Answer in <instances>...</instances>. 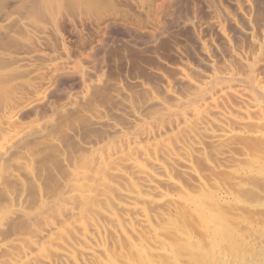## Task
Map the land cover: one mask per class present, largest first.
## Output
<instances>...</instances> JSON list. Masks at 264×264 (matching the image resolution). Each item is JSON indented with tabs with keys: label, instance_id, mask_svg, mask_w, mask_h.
Returning a JSON list of instances; mask_svg holds the SVG:
<instances>
[{
	"label": "rangeland",
	"instance_id": "1",
	"mask_svg": "<svg viewBox=\"0 0 264 264\" xmlns=\"http://www.w3.org/2000/svg\"><path fill=\"white\" fill-rule=\"evenodd\" d=\"M247 1L260 4L259 0H104L102 4L91 1L86 8L77 2L74 10L78 12H74L72 7L77 4L70 7L64 1L61 7L65 8L58 6V11L68 9L67 13L54 12L60 16L52 14V19L57 18L54 21L49 10L48 16L43 8L37 14L31 11L33 4L38 5L35 0H0V152H5L0 155V210H12L21 193H25L26 207L38 210L41 197L55 190L64 171L85 165L80 155L62 170L57 163L73 146L68 134L79 128L83 137L90 117L114 103L115 89L110 88V82H120L129 94L137 95L138 87L132 84L136 78L165 99L162 87L177 89L180 75L171 71L172 66L191 75L190 66L196 58L189 55L187 46L194 40L193 31L207 48H213L222 39L219 26L232 34L234 21L240 22L242 13L250 12ZM88 71L90 75L83 78ZM157 73L166 76L163 81L155 77ZM142 96L146 99L149 93ZM248 129L233 139L231 162L220 163L212 144L206 143L199 153L206 151L207 157L195 155L192 177L180 166L171 169L176 184L165 177L157 184L165 195L150 194L154 200L144 205L147 217L113 204L114 221L93 213V207L101 204L98 200L86 202V212L95 220L88 224L87 235L93 239L87 244L71 238L74 232L70 227L78 217L65 218L61 200L62 207L51 206L44 217L30 224L17 217L3 223L0 264L19 257L17 264H43L40 258H49L47 264H64L71 259L68 255L79 258L81 247L89 250V256L83 261L76 257L77 264H142V257L147 264H215L218 258L229 261L248 255L260 246L264 234V129ZM57 143L62 150L55 152ZM111 195L118 203L127 204L117 193ZM72 202L81 209L75 197ZM212 210L228 224L227 237L221 235L224 239L213 234L220 225L217 221L207 224L202 220ZM45 218L56 222V228L31 249L24 238L31 237L35 228H43ZM63 232L65 239L69 233L74 248L56 246Z\"/></svg>",
	"mask_w": 264,
	"mask_h": 264
},
{
	"label": "bare ground",
	"instance_id": "2",
	"mask_svg": "<svg viewBox=\"0 0 264 264\" xmlns=\"http://www.w3.org/2000/svg\"><path fill=\"white\" fill-rule=\"evenodd\" d=\"M31 1L33 2L34 0ZM57 1V5H55L56 0H35L38 5L33 4L37 7L32 5L31 11L37 14L36 12L40 11L39 8H43L45 10H41L46 11L44 15L48 16L47 12L49 10L51 14L49 17L52 19V14L54 12L56 14V11L57 14H62L64 11L67 13L66 10L68 9L62 12H60L61 10L58 11V6H60L59 9L65 8V5L61 7L64 1L70 7L77 4V2H79L78 4L83 3L85 4L83 8H86L87 3L89 4L91 1L95 3L104 2V0ZM247 2L250 12L242 13L243 19L240 22L234 21L232 34L226 33L218 25L222 39L213 48H207L204 41L197 33L194 34L195 32L193 31L194 40L192 39V43L187 47L189 55L191 54L196 58L195 64L190 66L191 75L193 73L196 77L187 74V71L181 68H174L177 65L172 66V68L170 66L171 71H179L180 73H177L180 75H177V89L169 86L162 87L166 93L165 99L160 98L157 93L155 94L153 89L148 86L149 84L144 81L134 80L136 78L132 79V84L138 87L140 95L139 93L137 95L129 94V91L126 90L127 88H124L120 82H110V88L115 89L114 103L106 104L100 110L98 116L90 117L88 125H86L87 131L83 137H80L79 128L73 129L68 134V138L71 141L73 140V146L67 153L59 156L57 163L59 170H62L70 160L76 155H80L86 166L84 165L81 169L73 171L68 170L65 172L63 170L64 179L60 178L57 188L55 187V190L53 189L50 194L48 193L46 196L41 197L42 200L38 210L31 211L26 207L23 202L25 193L15 197L18 201V206L12 205V210L8 209V211L0 210V229L3 223L14 220L16 217L30 224L35 219L44 217L51 206L61 205L62 207L63 203H65V218L67 217L69 220V218L78 217V221L74 222L73 227H70V230L75 235H70L71 238H76L77 241L87 244L90 239H93L92 236L87 235L88 224L95 221L86 212L89 206L87 203H93V200H98L101 204L98 207H93V213L103 215L114 221L117 219L115 213L111 210V206H114L113 204L121 208L132 209L147 217L148 212L144 205L147 202L152 204L154 200L150 197V194L165 195L164 192H160L157 184L164 177L167 178L168 182H175L169 173L171 169L178 166L182 169L184 168V174L191 175L196 172L193 159L197 153L204 151L206 143L212 144V148L214 147L213 155L220 163L221 161L231 162L230 159L234 158V156L230 155L233 139L238 137L241 131L243 133L248 128L264 129V0H259L260 4H257L258 6H255L250 1ZM52 4L55 5V11L53 10L51 13ZM78 4L72 7L73 10L77 9L76 6ZM110 7L112 6L110 5ZM72 8L69 9L71 13L78 12L76 10L72 12ZM86 11L87 9L84 13ZM55 14L54 16L59 19L60 16L58 17ZM31 15L33 16L32 13ZM57 18L52 20L56 21ZM176 19L178 21V18ZM196 48L197 50L199 48L200 51H196ZM180 61L183 62L184 60ZM187 63L185 64L187 65ZM90 72H86V76L82 77L86 78L90 75ZM67 74L70 77V74ZM62 76H65V74ZM163 76L158 74L155 77L159 80H164L166 76ZM155 77L153 78L155 79ZM125 80L123 79V81ZM110 85L108 84L107 87ZM170 85L172 86V84ZM144 93H149L148 98H143L142 95ZM44 107L50 108L47 105H44ZM118 119L121 121L119 122ZM61 150V144L57 143L54 145L53 151L58 152ZM4 153L2 151L0 155ZM199 154L205 157L206 151ZM113 192L117 193L120 197L119 200L122 198L128 205L121 202L118 203L119 201H116L117 198L115 200L113 195H111ZM73 197L76 198V203H80L81 209L73 207ZM60 200L63 202L62 204ZM203 211L202 214H205ZM212 211H210V215H203L202 220L207 224L210 221L212 223L217 221L220 225L217 230L213 229V234L218 237L221 235L226 236L224 231H227L229 227L225 223V217L218 212ZM62 219L63 217L60 216L59 221ZM44 222L45 226L43 228L34 229V236L24 238L31 249L37 246L39 239H44L48 236V233L56 228V222L49 221L47 218L44 219ZM78 227L81 229L76 231V233L75 229ZM95 228L101 232L99 226L95 225ZM80 230L83 231L82 234ZM263 235L260 236L262 241H260V246L254 247V250L248 255L237 258L238 255L232 260L229 259V261H219L220 258H218V262L215 264H264ZM62 236H66L64 232L60 238L56 239L58 240L56 246L67 247L70 245L73 248L76 246L72 245L71 240L73 238L69 239V233H67V239L62 238ZM222 236L220 238L224 239ZM70 246L67 249L71 248ZM215 246H217L216 243ZM185 247L188 248L187 246ZM77 252L80 253V257H76L79 260L82 258L81 261H83L84 257L86 259L89 256V250L86 247H81ZM59 254L64 255L65 253ZM68 256L71 258L70 260L67 259L69 260L66 261L68 264L79 263L75 256ZM23 257H27V255H23ZM21 259L22 257L16 258L10 264H17ZM40 259V262L47 264L46 259L49 258ZM141 259L142 262L140 261V263L147 264L143 257Z\"/></svg>",
	"mask_w": 264,
	"mask_h": 264
}]
</instances>
